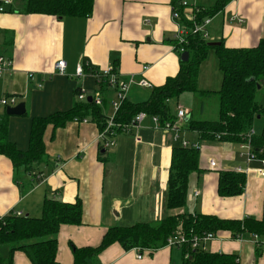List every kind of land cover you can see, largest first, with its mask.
<instances>
[{
  "label": "crops",
  "instance_id": "0c3cea01",
  "mask_svg": "<svg viewBox=\"0 0 264 264\" xmlns=\"http://www.w3.org/2000/svg\"><path fill=\"white\" fill-rule=\"evenodd\" d=\"M173 2L93 0L89 16L57 18L19 13L17 9L23 0H15L10 9L0 13V53L9 57L14 66L13 73L0 80V97H22L18 103H24L25 112L9 117V140L17 148L27 149L31 118L69 109L78 100L77 87L85 99L91 97L94 101L98 97V105L102 104V94L92 73L75 75L81 60L91 70L114 67L119 80L124 82L131 75L135 79L143 76L157 86L166 77L175 75L180 56L170 42L178 26ZM197 3L209 5L212 0ZM184 13H188L187 8ZM235 15L244 22H229ZM205 31L208 41H223L228 47L255 45L264 37V0H231L209 19ZM57 59L66 63L64 75L53 68ZM144 66L148 68L143 71ZM30 73L35 76L32 81ZM220 84L217 59L213 50H209L198 69L197 87L217 91ZM149 92L147 88L131 86L126 98L144 101ZM183 96L192 100L191 95ZM105 97L103 112L109 118L114 113L110 104L113 89L108 88ZM194 98L193 95L196 104ZM177 106L181 105L177 103L173 113ZM200 106L197 115L195 106L193 109L185 106L188 117L206 119L201 117L203 104ZM253 128L258 132L261 125ZM137 133L139 142L134 140L132 130L120 133L115 145L104 150L99 149L98 128L89 120L74 119L53 130L48 125L43 133L46 161L33 166L32 176L30 172L15 173L9 159L0 155V214L13 210L37 217L45 197L65 202L79 199L81 224L63 225L57 234L59 264H72L73 247L98 245L111 226L156 222L185 211L227 219L264 217V176L254 170L261 167L259 161L246 163L237 144L203 140L197 131L187 130L184 125L179 140L198 145L199 171L188 176L185 206L167 208L169 166L175 143L172 134L153 129L147 116ZM210 161L214 162L212 167ZM236 166L251 168L245 172L243 191L234 196H219V172ZM28 184L30 187L25 189ZM195 191L197 195L193 194ZM206 250L232 253L239 264H264V243L257 249L253 241L232 239L228 232L215 233V238L206 243ZM138 251L114 242L88 258L86 264H183L181 248L176 246L138 248ZM12 264L31 262L22 251H15Z\"/></svg>",
  "mask_w": 264,
  "mask_h": 264
},
{
  "label": "trees",
  "instance_id": "16d2710c",
  "mask_svg": "<svg viewBox=\"0 0 264 264\" xmlns=\"http://www.w3.org/2000/svg\"><path fill=\"white\" fill-rule=\"evenodd\" d=\"M230 1L212 0L209 5L197 3V9L193 10V19L187 20L182 15L183 7L180 1L174 0L173 9L179 13L180 23L185 25L187 31L182 41L173 38L170 42L178 56L182 52H187V59L185 61L179 59V67L175 75L166 77L161 85H153L146 100L132 102L125 98L121 101L118 109L113 113L112 120L115 125L110 128L112 134L107 133L99 140V149L106 150L115 145V138L120 133L129 132L127 126L139 112H144L149 118L158 117L160 124L174 121L176 112L171 111L169 100L179 98L184 92H190L199 96L217 95L218 112L214 119L189 118L183 123L187 130L197 131L203 140H216L215 134H219L217 141L237 144L244 140L246 133L254 127L255 121L261 119V128L251 136L250 144L256 158H264V37L253 46L228 47L223 41L218 45H209V41L201 32H192L194 25L212 18ZM92 8L93 0H23L17 11L22 14H47L61 18L89 16ZM180 48L183 51H179ZM209 50H213L221 72V84L217 91H202L197 87L198 69ZM91 69L87 64L83 65L85 74L97 71ZM99 88L102 94L101 105L95 104L93 100L78 99L67 110L32 117L28 147L25 150L17 148L8 138L9 117L15 115H7L4 107V112L0 114V155L9 159L15 173L30 172L32 176L33 166L46 161L43 133L48 125H51L53 130L74 119L89 120L95 123L99 132L103 131L108 120L103 108L109 87L101 84ZM80 92V88L77 87L75 95L78 96ZM103 141H111L113 144L104 147ZM198 158L197 148L184 147L180 140L175 141L169 166L167 208L185 206L188 176L193 171H199ZM244 185L245 173L232 169L219 172L217 182L219 196L238 195L243 191ZM29 187L30 184L25 189ZM81 210L79 199L65 202L45 197L41 213L37 217L15 215L12 211L7 213L0 221V246L7 245L6 255L0 257V264L3 262L12 264L15 251H22L31 264H59L56 259L58 231L63 225L81 224ZM178 230L184 232L187 240L182 245L176 246L181 248L183 264H239L232 253L193 249L188 242L193 235L206 232L214 234L228 232L232 238L237 235L248 237L256 234L261 242L264 241V217L227 219L213 214L185 211L170 214L156 222L111 226L103 233L98 245L73 247L72 264H86L88 258L114 242H118L125 249L163 247L166 246L167 239ZM262 244L255 247L258 249Z\"/></svg>",
  "mask_w": 264,
  "mask_h": 264
},
{
  "label": "built area",
  "instance_id": "2783aa9c",
  "mask_svg": "<svg viewBox=\"0 0 264 264\" xmlns=\"http://www.w3.org/2000/svg\"><path fill=\"white\" fill-rule=\"evenodd\" d=\"M180 1V5L183 7V13L182 15L184 16L185 19L187 20H192L193 19V10L197 9V0H179ZM15 0H0V13L5 12L8 8L12 7V5L14 4ZM188 9V13L185 14L184 13V9ZM173 15L174 17L177 19V32L174 36V38L178 39V41H182L183 40V35L186 33V27L185 25H183L182 23H180L179 20V13L173 9ZM232 20H235L238 24H241L244 22L242 17L239 16H233L231 18H229V22H231ZM209 19H205L201 24L198 25H194V28L192 29V32H201L202 36L204 38L207 37V33L205 31V25L208 23ZM179 51H183L181 48L179 49ZM83 65H86V62L84 61H80L76 68H75V75L76 76H81L83 74H85L83 72ZM65 67H66V63L63 59H57L54 63H53V68L55 70V72L59 75H64L65 74ZM148 67L144 66L142 69L143 71L146 70ZM14 71V66L12 63V60L7 57L6 55H4L3 53H0V80L5 76V75H10L12 74ZM92 75L95 78V81L97 82L98 85L101 84H105L107 85L110 89H113L114 91V99L111 101V107L113 109V111L115 112L121 101L123 99L126 98L127 93L130 89L131 86H139L142 88H147V89H151L153 87V84L147 80L146 78H144L143 76H141L139 79H135L133 75L130 76V78L128 79V81L124 82V81H120L118 78V74L115 71L114 67L112 66H108V67H104L102 69H99L95 72L92 73ZM33 74L30 73L29 74V79H32ZM40 86V85H38ZM78 99H85L84 95L82 93L78 94ZM17 100L16 97L13 95H8L5 96L3 95L2 97H0V105L3 107L6 106H14L15 104H17ZM94 102L96 104L100 103V99L97 97L96 99H94ZM187 109L181 107V106H177L176 109V118L174 121H165L163 124L159 123L158 117L156 116H150V121H151V127L153 129H157V130H162V131H168L172 134V139L173 141H178L179 138V133L181 131L182 125L184 123V118L185 116H187ZM146 114L144 112H139L137 113L134 118L131 120L130 124L127 126L129 131L133 130L134 133V140L136 142L140 141V138L138 137V129L140 128V123L141 121L145 118ZM113 118V114L108 118L107 120V124L106 127L103 131L99 132L98 134V138L99 140L101 138H104V136L109 133L110 135L112 134V132L110 131V128L113 127L115 124L112 120ZM255 133L254 128L252 127L245 135L244 140L237 143L238 149L240 151V156L243 157L246 161V163H249L251 161L257 160L259 161L261 167L255 168L254 170L256 171V173L260 176H264V158H256L254 152L252 151L251 148V144H250V138L251 136H253ZM219 134H215V139L218 140L219 139ZM103 146L107 147L109 145H112L113 142L111 141H103ZM181 143L184 147H195L198 149V145L197 144H192L191 142L187 141V140H181ZM209 165L212 167L214 165L213 161H210ZM251 168L249 167H240V166H236L233 170L236 172H247L249 171ZM194 195H197V191H195L193 193ZM188 198H191V196H188ZM12 213H14L15 215H21L20 212L17 211H13L11 210ZM10 212V211H9ZM8 212V213H9ZM7 213H2L0 214V221L3 220L4 216ZM215 238V234L212 232H206L203 233L201 235H193L192 238L190 239V241L188 242L190 244V247L195 249V248H201V249H206V243L212 239ZM232 238V237H231ZM235 240H245V239H249L251 241H253V243L257 246L260 245L262 243H264V241H259L258 240V236L256 234H251L248 237H244L242 235H237L236 237L232 238ZM186 240V235L184 234V232L182 230H178L177 232H175L173 235H171L167 241H166V245L167 246H179L182 245L183 243H185ZM136 249V252L138 251V248H134ZM187 255H185L186 257ZM137 258L141 257L140 253H137L136 255Z\"/></svg>",
  "mask_w": 264,
  "mask_h": 264
},
{
  "label": "rangeland",
  "instance_id": "374dc122",
  "mask_svg": "<svg viewBox=\"0 0 264 264\" xmlns=\"http://www.w3.org/2000/svg\"><path fill=\"white\" fill-rule=\"evenodd\" d=\"M206 39L208 40L209 38L206 37ZM34 78H35V76H33V78L30 80L32 81V80H34ZM183 95H191L192 100L189 99L188 97L183 96ZM183 95L179 96V98H177V99H170L169 100L170 101L169 105H170L171 111H172V108H174L176 106V104L178 103L183 108H185V106H188V108L193 109L195 106L196 111H195L194 115H197V114H200V107H201L200 105L203 104L201 117L206 118V119L216 118L217 112H218V97H217V95L211 94L209 96H199L197 94L190 93V92H186ZM193 95L195 97L194 99L196 101V104H194V102H193ZM15 97H16L17 101L22 99V97H17V96H15ZM198 101H199V105L197 103ZM200 102H202V103H200ZM3 112H4V107L0 105V114H2ZM261 124H262V120L257 119L254 123V126L258 129V127H260ZM5 250H7V245L0 246V257H3L6 255ZM3 264H6V262H3Z\"/></svg>",
  "mask_w": 264,
  "mask_h": 264
},
{
  "label": "water",
  "instance_id": "95a60500",
  "mask_svg": "<svg viewBox=\"0 0 264 264\" xmlns=\"http://www.w3.org/2000/svg\"><path fill=\"white\" fill-rule=\"evenodd\" d=\"M208 44L209 45H218L219 42L218 41H209ZM187 57H188L187 52H182L180 54V60H182V61H185L187 59ZM87 100L90 101L91 100V97H88ZM24 112H25V105H24L23 102H19V103L15 104L14 106H6L5 107V113L7 115L20 116ZM188 118H189L188 115L185 116L184 121H187Z\"/></svg>",
  "mask_w": 264,
  "mask_h": 264
}]
</instances>
